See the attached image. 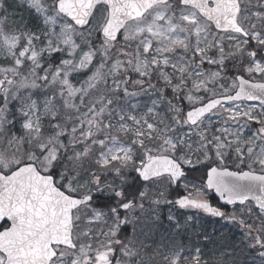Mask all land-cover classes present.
<instances>
[{"label":"snow or ice","instance_id":"obj_1","mask_svg":"<svg viewBox=\"0 0 264 264\" xmlns=\"http://www.w3.org/2000/svg\"><path fill=\"white\" fill-rule=\"evenodd\" d=\"M0 264H264V0H0Z\"/></svg>","mask_w":264,"mask_h":264},{"label":"trees","instance_id":"obj_2","mask_svg":"<svg viewBox=\"0 0 264 264\" xmlns=\"http://www.w3.org/2000/svg\"><path fill=\"white\" fill-rule=\"evenodd\" d=\"M211 198L213 199V201H216V200H217V199L214 197V195H212ZM214 226H215V227H220L219 224H216V225H214ZM232 234H233V235H238V233H236L235 230H232Z\"/></svg>","mask_w":264,"mask_h":264}]
</instances>
